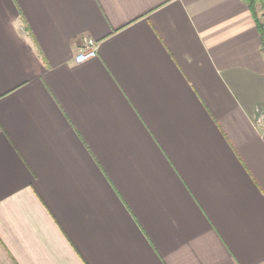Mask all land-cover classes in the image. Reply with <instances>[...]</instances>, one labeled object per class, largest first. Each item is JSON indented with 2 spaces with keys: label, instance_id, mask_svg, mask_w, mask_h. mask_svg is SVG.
Masks as SVG:
<instances>
[{
  "label": "crops",
  "instance_id": "1",
  "mask_svg": "<svg viewBox=\"0 0 264 264\" xmlns=\"http://www.w3.org/2000/svg\"><path fill=\"white\" fill-rule=\"evenodd\" d=\"M261 116L246 0H0V264H264Z\"/></svg>",
  "mask_w": 264,
  "mask_h": 264
},
{
  "label": "built area",
  "instance_id": "2",
  "mask_svg": "<svg viewBox=\"0 0 264 264\" xmlns=\"http://www.w3.org/2000/svg\"><path fill=\"white\" fill-rule=\"evenodd\" d=\"M98 44L90 38H83L74 57L75 64L85 63L97 56ZM257 124L264 126V116L259 117Z\"/></svg>",
  "mask_w": 264,
  "mask_h": 264
},
{
  "label": "trees",
  "instance_id": "3",
  "mask_svg": "<svg viewBox=\"0 0 264 264\" xmlns=\"http://www.w3.org/2000/svg\"><path fill=\"white\" fill-rule=\"evenodd\" d=\"M246 2L261 35V49L264 52V0H246Z\"/></svg>",
  "mask_w": 264,
  "mask_h": 264
},
{
  "label": "rangeland",
  "instance_id": "4",
  "mask_svg": "<svg viewBox=\"0 0 264 264\" xmlns=\"http://www.w3.org/2000/svg\"><path fill=\"white\" fill-rule=\"evenodd\" d=\"M258 8H259V6H258Z\"/></svg>",
  "mask_w": 264,
  "mask_h": 264
}]
</instances>
